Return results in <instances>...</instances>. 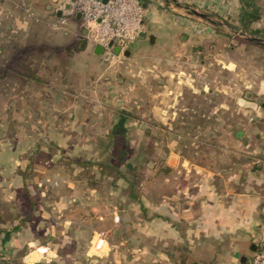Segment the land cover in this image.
Segmentation results:
<instances>
[{
  "label": "crops",
  "instance_id": "crops-1",
  "mask_svg": "<svg viewBox=\"0 0 264 264\" xmlns=\"http://www.w3.org/2000/svg\"><path fill=\"white\" fill-rule=\"evenodd\" d=\"M62 1L0 0V32L8 31L15 49L12 57L20 49L28 52L39 47L54 53L41 59L53 72L36 70L24 76L23 86L9 92L8 111L46 113L36 125L46 129L37 145L52 141L69 147L75 143L83 110L98 111L97 103H86L95 87L86 89L87 95L79 91L82 84L89 87L97 69L106 71L108 80L114 68L133 77L134 69L150 65L146 76L161 75L167 83L154 95V113L177 110L178 97L188 88L194 93L200 88L203 94L211 88L219 90L221 76L217 73L223 71L236 76L232 78L235 88L247 89L245 94L236 92L247 118L244 131L236 132L247 166L205 169L200 182L188 183L158 202L140 195V204L128 201L120 216L118 211H110L104 220L111 227L103 230L96 228L102 219L89 203L91 195L101 190L94 183L80 193L75 172L81 174V168L68 167V178L62 184L48 187L39 183L41 198L51 201L41 206L38 219L32 215L17 230L0 233V264H249L255 253L264 255V47L231 36L232 32L239 38L247 35L239 24L240 0H140L144 35L124 44L119 53H115L117 43L99 52L93 31L80 29L72 21L60 23ZM254 1L259 18L250 29L264 30V0ZM78 35L83 42H78ZM18 77L16 73L15 79ZM125 122L121 115L108 125L124 128ZM87 124L93 126V120L88 119ZM25 141L30 145L34 139ZM18 154L16 151L10 158L17 159ZM176 159L170 155L169 164L174 165ZM45 170H41L42 182L49 180ZM99 233L109 235L102 241V253L97 254L91 251L90 241ZM21 247L23 252L16 253Z\"/></svg>",
  "mask_w": 264,
  "mask_h": 264
},
{
  "label": "rangeland",
  "instance_id": "rangeland-1",
  "mask_svg": "<svg viewBox=\"0 0 264 264\" xmlns=\"http://www.w3.org/2000/svg\"><path fill=\"white\" fill-rule=\"evenodd\" d=\"M231 36L248 41L246 37L249 35L244 34V38H239L238 34L232 32ZM77 38L80 43L84 41L81 35ZM11 46L8 31L0 32V219L4 221L0 224V229L11 228L20 218L30 213L29 218L33 215L38 219L41 206H46L51 201L48 197L41 198L39 183L48 187L62 184L68 178V167L76 168L75 171L79 166L81 168V174L75 172L80 193L88 185L94 184L91 180H95L101 190L91 195L89 203L95 205L96 217L102 219L101 223L95 224L96 228L103 230L111 227L110 222L104 220L110 217V211L116 210L120 216L122 207L131 201L127 197V182L118 179L115 172L117 168L128 175L126 163H131L141 173L137 191L151 202L169 199L175 191L183 190L188 183L200 182L201 172L205 169H229L236 164L246 165L247 157L241 155L240 150L244 149L240 148L236 132L244 131L247 118L240 110L236 92L245 94L247 89L235 88L232 78L236 76L232 77L223 71L217 73L221 76H218L221 83L217 89L224 93L211 88L209 93L203 94L200 93L199 85H195L199 88L195 93L192 88L182 91L176 104L177 110L154 113L151 106L154 95L162 92L167 83L161 75L154 78L151 74L146 76L151 72L146 70L150 65L147 64L144 70L134 69L136 74L133 77L123 76L119 69L114 68L113 75L108 80L105 79V75H108L106 71L97 69L91 76L89 87L85 88L82 84L79 91L85 94L86 89L92 90L95 87L94 96H87L86 103H97L98 111L83 110L80 115L82 125L77 129L75 143L72 142L69 147L59 146L52 141L37 145L36 140L46 129L36 125L46 113L15 114L8 111L11 99L9 92L12 88L17 90L20 85L23 86L24 76L34 71L44 74L53 72L45 58L54 53L39 47L28 52L27 49H20L12 57L15 49ZM41 59H45V66L41 64ZM61 59L60 57L59 62ZM16 73L18 79H15ZM226 84L230 86L226 87ZM105 99L108 100L107 106L103 104ZM121 115L126 117L124 128H109L108 124ZM88 119L93 120V126L87 124ZM31 123L35 127L31 128ZM116 130L123 133L115 136ZM10 136L15 137V140L9 139ZM32 137L33 143L26 145L25 140ZM16 151L19 152L18 158H10ZM120 152L122 159L116 157ZM170 155L177 158L174 165L168 162ZM51 157L56 160H51ZM72 160L79 162L73 163ZM43 168H46L45 178L49 177V180L42 182ZM22 179L26 181L22 183ZM112 182L117 184L116 189ZM116 225L117 223L113 224L114 227ZM108 235L109 233H99L97 238L91 240V251L102 253V241L105 238L108 240ZM114 235L111 236L114 238ZM20 252H23L22 247L16 253ZM38 253L40 252H35L34 255Z\"/></svg>",
  "mask_w": 264,
  "mask_h": 264
},
{
  "label": "built area",
  "instance_id": "built-area-1",
  "mask_svg": "<svg viewBox=\"0 0 264 264\" xmlns=\"http://www.w3.org/2000/svg\"><path fill=\"white\" fill-rule=\"evenodd\" d=\"M58 10L60 23L72 21L93 31L97 44L106 50L110 41H134L143 29L144 9L140 0H63ZM78 13L80 19L76 18ZM249 264H264V255L255 253Z\"/></svg>",
  "mask_w": 264,
  "mask_h": 264
},
{
  "label": "trees",
  "instance_id": "trees-1",
  "mask_svg": "<svg viewBox=\"0 0 264 264\" xmlns=\"http://www.w3.org/2000/svg\"><path fill=\"white\" fill-rule=\"evenodd\" d=\"M258 18H259V11L256 2L254 0H240L239 24H240L241 32L246 33L250 36H258L264 38V30L250 29L252 22L257 20ZM114 134L116 135L115 132ZM116 157L118 159H122V153L120 152L116 154ZM126 167L128 170V175H126L123 171L118 170L117 168L115 169L117 178L123 179L124 181L127 182L128 184L127 197L131 201H135L136 203L140 204V197H139L140 194L137 191L138 188L137 186L139 185V175H141V173H139L131 163H126ZM91 182L96 183L94 180L93 181L91 180ZM141 209L143 212L146 211V209L144 208ZM30 214L24 216L23 218H20L17 225L12 226L11 228L1 227L0 233L2 232L10 233L17 230L20 227L21 223H23L25 219L29 218ZM3 223L4 221L0 219V224Z\"/></svg>",
  "mask_w": 264,
  "mask_h": 264
},
{
  "label": "water",
  "instance_id": "water-1",
  "mask_svg": "<svg viewBox=\"0 0 264 264\" xmlns=\"http://www.w3.org/2000/svg\"><path fill=\"white\" fill-rule=\"evenodd\" d=\"M107 0H103V2H106ZM200 15V14H199ZM200 16H205V15H200ZM80 17H81V15H80V13H78L77 15H76V18L77 19H80ZM144 34H143V32H140V34H139V37H142ZM246 39L248 40V41H250V42H253L254 44H256V45H258V46H261V47H264V39H262V38H259V37H253V36H248V37H246ZM114 43H113V41H110L109 42V47L110 46H112ZM117 46L115 47V53H119V51H120V49H121V47L124 45V41H122V40H120V41H118L117 42ZM97 49H98V51L99 52H102V50H103V48L101 47V46H98L97 47ZM110 54V53H109Z\"/></svg>",
  "mask_w": 264,
  "mask_h": 264
}]
</instances>
